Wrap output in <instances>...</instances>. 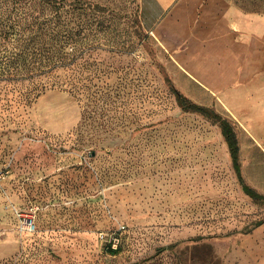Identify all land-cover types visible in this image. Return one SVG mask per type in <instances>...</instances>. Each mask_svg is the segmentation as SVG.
<instances>
[{"label": "rangeland", "instance_id": "obj_1", "mask_svg": "<svg viewBox=\"0 0 264 264\" xmlns=\"http://www.w3.org/2000/svg\"><path fill=\"white\" fill-rule=\"evenodd\" d=\"M29 1L70 64L1 76L0 264H264V202L170 89L226 117L220 93L264 70V0H180L152 32L139 0H0V55L23 56ZM234 130L264 196L263 155Z\"/></svg>", "mask_w": 264, "mask_h": 264}, {"label": "trees", "instance_id": "obj_2", "mask_svg": "<svg viewBox=\"0 0 264 264\" xmlns=\"http://www.w3.org/2000/svg\"><path fill=\"white\" fill-rule=\"evenodd\" d=\"M33 2L29 1L25 17L23 22H21L22 29V45H23V56L12 55L5 56L0 55V79L1 76H22L26 79L39 77L44 73V68L46 70L50 67V71L56 69L57 64L62 66H67L70 64L67 62V54L65 53L66 46L69 44L67 39L58 38L54 42H49L48 46L43 48L39 43L37 20L33 16ZM21 60L24 61V69H17L13 65L14 62ZM47 62V65L44 63ZM49 65V66H48ZM48 66V67H47ZM53 86V85H52ZM69 92H74V86L71 87L70 84L64 86ZM171 92L174 96V100L180 108L181 112H191L200 115L201 117H206L211 120L213 124L219 127L221 135L226 143V146L229 150L230 160L236 178L241 185L242 192L248 197L254 200H260L264 202V196L260 193H257L252 187L244 183V179L241 176V165L239 162V142L237 138L236 131L234 130V124L226 117L222 116L220 113L215 112L214 110L203 106L198 105L194 102H191L187 97H184L175 87L170 85ZM258 225L261 222L257 223ZM122 250V245L118 246L116 250L107 251L120 252Z\"/></svg>", "mask_w": 264, "mask_h": 264}, {"label": "crops", "instance_id": "obj_3", "mask_svg": "<svg viewBox=\"0 0 264 264\" xmlns=\"http://www.w3.org/2000/svg\"><path fill=\"white\" fill-rule=\"evenodd\" d=\"M179 1L139 0L141 25L148 32H152ZM219 98L226 118L245 138L251 140L252 145L257 147L264 158V70L257 79L223 90ZM238 144L240 162L242 147Z\"/></svg>", "mask_w": 264, "mask_h": 264}, {"label": "built area", "instance_id": "obj_4", "mask_svg": "<svg viewBox=\"0 0 264 264\" xmlns=\"http://www.w3.org/2000/svg\"><path fill=\"white\" fill-rule=\"evenodd\" d=\"M28 223H30V221H28ZM124 231H125L124 227L120 226L118 227V230L115 233H112V235L108 237L107 240H105L106 238L105 234L101 233L99 234V236L101 237L102 240H105L107 249L109 248L110 250H116L118 246L121 245Z\"/></svg>", "mask_w": 264, "mask_h": 264}]
</instances>
